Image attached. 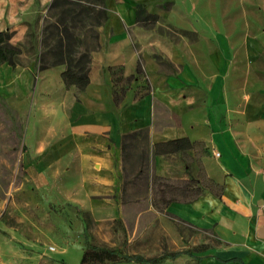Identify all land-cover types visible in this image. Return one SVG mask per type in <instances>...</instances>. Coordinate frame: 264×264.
Segmentation results:
<instances>
[{
    "label": "rangeland",
    "instance_id": "374dc122",
    "mask_svg": "<svg viewBox=\"0 0 264 264\" xmlns=\"http://www.w3.org/2000/svg\"><path fill=\"white\" fill-rule=\"evenodd\" d=\"M8 1L0 0V28L7 24L11 26L8 31L12 32L16 23H10L7 17L13 14L22 17L23 9ZM27 1L31 15L41 11L44 15L40 37L32 47L33 54L28 59L22 56L21 64L15 69L13 97L0 94V264H81L89 246L114 249L120 255L155 256L174 250L176 247L171 245L160 219L155 222L154 214L147 213L136 225L134 211L150 206L162 210L163 197L190 201L208 191L220 193L221 186L208 169L216 163L215 153L211 154L205 142L197 141L193 150L153 156L150 140L143 134L137 140L127 141L122 203L127 209L125 222L113 218L111 206L102 208L103 216L95 217L73 201L66 183L67 169L49 167L47 164L52 162H39L27 140L30 124L36 125L34 118L41 113L35 51L41 42L45 21L55 11H50L53 0ZM82 1L93 5V0ZM121 1L134 8L136 2H141L149 12L160 16L156 25L140 31L161 38L160 41L151 39L148 45L149 53L162 63L161 72L177 74L187 65L189 75L197 78L187 92L192 98L186 108L187 128L193 125L199 130L205 124L203 129L215 131L229 112L237 107L243 109L245 100L254 104L264 102V0ZM109 3L110 0L105 1L107 7ZM58 17L56 14L54 19ZM76 34L84 38L85 47H92L91 26L79 24ZM30 42L23 37L19 46ZM169 42L175 45L173 55L179 59L180 66L171 64L170 58L165 57ZM136 45L141 46L138 42ZM34 62L37 68L30 70L28 66ZM111 71L119 92L132 85L121 69ZM49 85L58 89L53 82ZM147 88L145 85L140 92ZM38 123L42 125L35 128L36 136L43 132V125H51L46 118ZM65 142L69 145L70 137ZM155 201L158 206L154 205ZM164 218L183 236L186 245L195 248V244L203 241H216L211 232L169 215ZM105 264L131 263L120 260Z\"/></svg>",
    "mask_w": 264,
    "mask_h": 264
},
{
    "label": "crops",
    "instance_id": "0c3cea01",
    "mask_svg": "<svg viewBox=\"0 0 264 264\" xmlns=\"http://www.w3.org/2000/svg\"><path fill=\"white\" fill-rule=\"evenodd\" d=\"M9 1L23 9L22 17L16 14L7 17L10 23H16L12 32H17L11 42L21 45L23 37L29 38L32 42L22 45L23 56L28 59L33 54L34 40L40 37L44 13L31 15L27 0ZM108 11L106 23L98 30L101 46L92 54L90 83L85 89L66 88L61 78L63 66L38 69L41 113L34 118L37 124L29 127L30 150L37 154L39 162H52L47 165L67 169L69 179L65 182L69 183L70 196L82 208L98 217L105 214L102 208L111 206L113 218L125 222L124 136L147 130L151 153L157 142L182 137L203 141L216 156L215 165L208 169L221 186L220 193L208 191L193 201L172 202L164 210L150 206L134 211L136 225L147 213L154 214L155 222L160 219L171 245L176 248L155 256L129 255L160 258L182 252L175 258L151 264H264V102L254 104L245 100L243 109L237 107L229 112L215 131L203 129L205 124L199 130L193 125L187 128L186 108L192 102L187 92L197 78L189 75L187 65L177 74L161 72V61L149 53L148 47L151 39L161 38L140 31L144 26L137 22L136 3L134 8L125 1L110 0ZM2 30H11V26L5 24ZM174 46L170 42L166 44L165 57L170 58L171 64L180 66L179 59L173 55ZM139 64L142 73L132 80L117 102V86L111 70L119 68L127 78L136 74ZM17 67L8 63L0 65V94L13 97ZM28 67L37 68L35 62ZM50 82L58 89L50 88ZM145 85L146 91L140 92ZM44 118L50 119L51 125H43V132L36 136L35 128L42 125L38 121ZM68 137L69 145L65 142ZM167 215L211 232L215 243L203 241L195 244V248L186 245L183 236L164 218Z\"/></svg>",
    "mask_w": 264,
    "mask_h": 264
},
{
    "label": "trees",
    "instance_id": "16d2710c",
    "mask_svg": "<svg viewBox=\"0 0 264 264\" xmlns=\"http://www.w3.org/2000/svg\"><path fill=\"white\" fill-rule=\"evenodd\" d=\"M105 1L106 0H93V5L87 4L82 0L52 1L50 11H55L53 15H49L46 19L42 30L41 42L35 51L34 60L39 70L63 66L64 70L61 73V78L66 88L75 86L79 90H83L89 85L92 54L99 50L101 46L98 28L103 26L108 19V7ZM64 6H66V8H62ZM60 8L62 9L60 10ZM56 14H58L59 17L54 19ZM136 19L140 25L150 27L159 22L160 16L149 12L143 3L136 2ZM79 24L83 26L89 25L94 31V43L92 47H85L86 41L84 38L76 34V28H78ZM13 34V32L8 30L0 31V65L8 63L15 68L21 64L23 49L19 45H15L11 42ZM140 73H142V68L139 64L136 74L126 79L132 81ZM114 80L117 86L116 78ZM115 93L118 102L121 98L120 96L125 94V91L121 93L116 90ZM143 134H146V139L149 140L147 130H140L124 136V156L126 154L127 141L129 139L137 140V138ZM196 144V142L191 141L188 137L157 142L153 145L152 154L153 156H167L184 153L193 150ZM176 201L181 200L175 197H163V199H161V203L163 204L162 210ZM154 205L158 206V201H155ZM180 254H182V252L164 255L160 258H146L142 255H120L114 249H101L89 246L84 251L81 264H105L106 262H116L120 260H134L140 264H151L162 261L168 257L175 258Z\"/></svg>",
    "mask_w": 264,
    "mask_h": 264
},
{
    "label": "built area",
    "instance_id": "2783aa9c",
    "mask_svg": "<svg viewBox=\"0 0 264 264\" xmlns=\"http://www.w3.org/2000/svg\"><path fill=\"white\" fill-rule=\"evenodd\" d=\"M216 155H217V156H219V155H220V153H219V152H217V153H216ZM51 249H52V250H54L55 248H54V247H51Z\"/></svg>",
    "mask_w": 264,
    "mask_h": 264
}]
</instances>
